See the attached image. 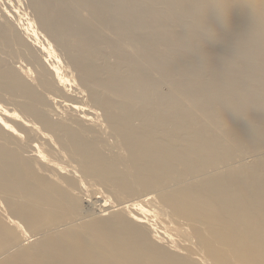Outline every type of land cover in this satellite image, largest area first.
Masks as SVG:
<instances>
[{"label":"bare ground","instance_id":"1","mask_svg":"<svg viewBox=\"0 0 264 264\" xmlns=\"http://www.w3.org/2000/svg\"><path fill=\"white\" fill-rule=\"evenodd\" d=\"M22 1L0 264H264V0Z\"/></svg>","mask_w":264,"mask_h":264},{"label":"rangeland","instance_id":"2","mask_svg":"<svg viewBox=\"0 0 264 264\" xmlns=\"http://www.w3.org/2000/svg\"><path fill=\"white\" fill-rule=\"evenodd\" d=\"M24 1V2H23ZM22 2H23V4L25 3V4H27V1L26 0H23ZM25 4H24V6H25ZM21 7V8H20ZM18 11H17V13L19 12V14H14L13 15V17H12V19H11V21L14 19V24H16L17 26H23L24 24H25V18L26 17H29V18H32V13H31V11H30V9H28L26 6L25 7H23V5L21 6H19L18 7V9H17ZM27 12V13H26ZM22 13H26L27 14V16L24 18V19H22L23 18V16H22ZM20 15V16H19ZM15 17V18H14ZM22 20V21H20V19ZM23 21H24V23H23ZM21 22V23H20ZM12 23H13V21H12ZM18 23V24H17ZM22 24V25H21ZM19 26V27H20ZM35 26L37 27V29L39 28L38 27V24L37 23H35ZM39 33H41L42 35H43V33H42V31L40 30V29H38L37 30ZM40 41H43L42 39L40 40ZM99 189H101V191L102 192H104L105 193V195L107 194L106 193V189L104 188V187H101L100 186V188ZM104 208V207H103ZM2 211H6L5 210V206H4V204H2L1 203V201H0V212H2ZM1 217V216H0ZM107 217V216H106ZM29 236V237H28ZM28 236H26V239H29V241H32L33 240V237H31L30 236V234H28Z\"/></svg>","mask_w":264,"mask_h":264}]
</instances>
